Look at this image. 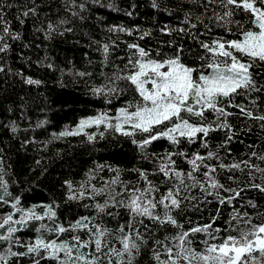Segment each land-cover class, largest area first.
<instances>
[{
  "label": "snow or ice",
  "instance_id": "6c2138e0",
  "mask_svg": "<svg viewBox=\"0 0 264 264\" xmlns=\"http://www.w3.org/2000/svg\"><path fill=\"white\" fill-rule=\"evenodd\" d=\"M30 2L31 7L0 0V54L7 56L13 42L31 46L21 30L30 19L33 31L43 33L47 41L72 33L74 27L67 25L91 17L88 0H64L59 8L44 0ZM45 7L47 13L41 11ZM108 7H114L111 0ZM137 7L131 4L127 15ZM151 8L158 10L157 16L171 12L177 17L175 23H155V31L170 37L159 40L155 48L125 42L127 57L110 59L119 47L116 39H93L88 45L100 53L99 74L106 81L91 85L92 94L105 102L131 94L130 98L116 101L114 115L98 111L81 116L70 130L53 134L55 139L82 134L81 143L89 148L97 138L111 137L114 148L130 146L125 155L151 167L133 164L130 172L135 179L128 181L122 174L129 170L119 163L94 161L82 180H62L60 197L54 192L47 201L25 206L23 193L9 191L0 157V206L8 209L0 210V264H139L145 254L149 264H264V203L245 195L256 192L264 197V0H192L188 6L178 0H151ZM107 31L143 40L153 29L113 24ZM84 56L88 58V53ZM5 63L0 61L3 91L17 75L25 84L41 83L10 67L5 71ZM93 63L88 59L89 65ZM46 66L56 68L54 61ZM109 66L111 73L106 71ZM61 71H69L74 79L94 75L74 65ZM240 94L247 103H236ZM20 103L23 106L26 100L21 97ZM233 116L241 121L239 126L232 123ZM245 119L258 125L261 136L256 145L233 156V143L242 142L252 129ZM9 127L16 132L15 121ZM92 127L96 131H88ZM216 132L223 136L213 148L210 140ZM161 140L168 148L153 151ZM194 145L199 147L193 150ZM181 160L186 170L178 163ZM104 169L110 174L107 179L100 176ZM221 173L226 182L219 178ZM97 177L99 186L94 182ZM63 202L74 204L75 211L69 208L62 219ZM213 202L215 214L203 217ZM224 207L230 211L221 225ZM81 208L86 214H78ZM191 212L200 214L196 222ZM105 218L115 226L109 227ZM185 221L191 226L185 227ZM169 225L174 232H167ZM199 235L203 238L197 241Z\"/></svg>",
  "mask_w": 264,
  "mask_h": 264
},
{
  "label": "trees",
  "instance_id": "16d2710c",
  "mask_svg": "<svg viewBox=\"0 0 264 264\" xmlns=\"http://www.w3.org/2000/svg\"><path fill=\"white\" fill-rule=\"evenodd\" d=\"M14 2L20 5L28 4L31 7L30 0H14ZM36 2L40 3V0H36ZM44 2L52 4L53 8H59L64 4V0H44ZM168 2L169 0H164V3ZM178 2H183L186 6L192 4V0H178ZM108 3L109 0H100L99 3L96 0H88V4L91 6L90 19L87 22L75 21L73 24L67 25L66 27H74L72 33L63 37L55 36L47 41L44 40L43 33L33 31L30 19L27 26L21 30L25 41L30 42L31 46L24 48L20 42H13L12 49L7 56L0 54V61L6 62L5 71L10 67L13 71L19 70L25 76H32L34 79L41 81L39 85H29L23 83L21 76L17 75L12 78L11 87L5 92L3 91L5 72L0 71V157H2L3 165L7 169L6 178L9 180V191L13 194L23 193L25 206L38 203L40 200L47 201L54 192L57 198L60 197L59 185L62 180L72 179L77 182L82 180L84 172L87 168L93 166L94 161L111 164L119 163L122 168L129 170L122 174V179L128 181L135 179V174L130 172L133 164L137 167H151L148 162L136 161L125 155L129 152L130 146L119 147V150L114 148L111 137L104 140L97 138L95 146L92 148L81 143L85 139L82 134L67 135L60 139L53 138L54 133H59L65 129L70 130L81 116L94 115L98 111H108L114 115V108L119 106L116 101L123 102L130 98L131 94L124 97H114L105 102L100 96L92 94L91 85H99L106 81L99 74L100 53L95 51V45L92 48L88 47L91 40H102L104 37L116 39L119 47L115 50L114 57H110V59L127 57L128 51L125 42H137L145 48L151 44L155 48L159 40L170 38L155 31V23L157 21L160 23H175L177 19L171 12H164L162 15L157 16L158 10L151 8V0H111L114 7H108ZM133 3L137 4L138 7L129 16L126 10ZM169 7L171 8L172 5L169 4ZM117 8L124 10L118 11ZM10 11L13 15L15 14V9ZM41 11L47 13L48 9L45 7ZM61 12L70 15L63 13L62 9ZM13 15H9L8 19H13ZM52 19L55 20L56 17L53 16ZM113 24L129 28L139 26L141 31L153 29L152 36L139 40L135 34L110 33L107 31V25ZM13 27L19 28L15 23ZM85 33H89V35H85ZM187 43L191 44V41H187ZM163 50L168 51L167 48ZM85 52L88 53V58H85ZM21 53L24 58H21ZM45 57H47V60L44 63H36L38 59ZM88 59H91L94 63L89 65ZM69 60L72 61V64L68 63ZM48 61H54L56 68H47ZM117 62L123 66V60ZM73 65L82 71H91L94 75L91 79L88 77L74 79L69 71H61L62 69H71ZM106 71L111 73L112 68L109 66ZM61 80L62 83H57ZM122 86L126 87V85ZM4 97H7V99H4ZM21 97L26 100L23 106L20 103ZM235 100L236 103L241 101L247 103L243 94L237 95ZM10 108L13 111H9ZM262 108H264V104H262ZM230 111L237 110L230 109ZM41 120L44 121L43 124L39 123ZM231 120L237 126L241 122L236 116H233ZM13 121L17 125L16 132H12L9 127ZM244 123L245 125L251 123L252 129L248 136L241 138L242 142L233 143V156L243 154L248 145H256L261 136L260 129L254 121L250 122L245 119ZM88 131H96V129L92 127ZM222 136L223 133L221 132L212 135L210 143L213 148ZM25 139L29 140L30 143L23 145ZM198 147V145H194L193 150ZM166 148H168L167 141L161 140L156 142L152 150L160 152ZM130 159L131 163H129ZM226 162L228 161L226 160ZM178 163L185 170L187 169L182 160ZM109 175L107 169L100 173V176L105 179ZM150 178L158 182L157 177ZM219 178L221 181L226 182L225 173H221ZM94 182L99 186V177ZM245 195L257 198L258 203H264V197H259L256 192H249ZM84 203H88V201L85 200ZM236 203L239 205V201ZM216 207L215 202L208 205L203 212V217H207L210 212L215 214L214 209ZM69 208L75 211L74 204L69 205L63 202L60 211L62 219L68 213ZM0 210L6 211L8 209L0 206ZM229 211L230 208L224 207L223 216L218 220L219 224H224ZM248 211L252 212L253 210L248 209ZM78 214L86 213L81 208ZM189 215L193 222L200 218L199 213L191 212ZM105 219L109 227L115 226L113 221ZM184 226L189 227L191 225L185 221ZM167 232H174L171 225L168 226ZM28 234V232L25 233V235ZM162 235H164L163 231L161 232ZM202 238V235L196 237L197 241ZM138 260L139 264H149L150 257L145 254L139 257Z\"/></svg>",
  "mask_w": 264,
  "mask_h": 264
}]
</instances>
